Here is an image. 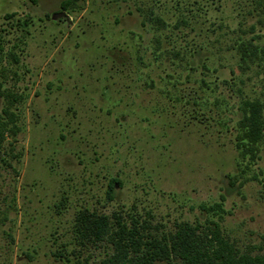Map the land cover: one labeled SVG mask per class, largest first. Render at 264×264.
Returning <instances> with one entry per match:
<instances>
[{
    "label": "rangeland",
    "instance_id": "1",
    "mask_svg": "<svg viewBox=\"0 0 264 264\" xmlns=\"http://www.w3.org/2000/svg\"><path fill=\"white\" fill-rule=\"evenodd\" d=\"M264 0H0V264H110L88 212L169 235L219 227L264 254ZM261 55V54H260ZM264 56V55H262ZM264 115V109H263ZM7 125V126H8Z\"/></svg>",
    "mask_w": 264,
    "mask_h": 264
},
{
    "label": "trees",
    "instance_id": "2",
    "mask_svg": "<svg viewBox=\"0 0 264 264\" xmlns=\"http://www.w3.org/2000/svg\"><path fill=\"white\" fill-rule=\"evenodd\" d=\"M2 50L0 47V53ZM239 52L244 64L254 60L264 62V48L257 45L242 44ZM244 106L239 142L242 148L255 153L264 139V108L254 101ZM10 108L11 103L3 111L7 121L0 117V158L6 133L16 136L19 132L16 124L12 131L8 130V123L15 121ZM77 228L86 244L111 243L114 253L109 258L110 264H264V254L242 253L222 235L219 227L201 232L188 223H180L169 235H144L146 229L137 224L129 226L119 220L113 228L106 217L83 212L77 218Z\"/></svg>",
    "mask_w": 264,
    "mask_h": 264
}]
</instances>
